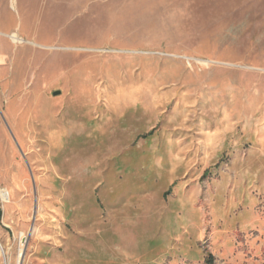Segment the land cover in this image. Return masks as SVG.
Here are the masks:
<instances>
[{
  "label": "rangeland",
  "instance_id": "374dc122",
  "mask_svg": "<svg viewBox=\"0 0 264 264\" xmlns=\"http://www.w3.org/2000/svg\"><path fill=\"white\" fill-rule=\"evenodd\" d=\"M12 1L0 264H264V0Z\"/></svg>",
  "mask_w": 264,
  "mask_h": 264
},
{
  "label": "bare ground",
  "instance_id": "6f19581e",
  "mask_svg": "<svg viewBox=\"0 0 264 264\" xmlns=\"http://www.w3.org/2000/svg\"><path fill=\"white\" fill-rule=\"evenodd\" d=\"M11 10L15 11L16 13L20 14V9L15 0L11 2ZM0 34H4L8 37H10L15 43L17 44H24V43H30L29 40H27L24 36H21L18 30L11 32V33H3L0 31ZM34 45L36 42H32ZM3 198L5 202H11V196H10V190L3 189ZM22 239H24V236L22 235Z\"/></svg>",
  "mask_w": 264,
  "mask_h": 264
},
{
  "label": "crops",
  "instance_id": "0c3cea01",
  "mask_svg": "<svg viewBox=\"0 0 264 264\" xmlns=\"http://www.w3.org/2000/svg\"><path fill=\"white\" fill-rule=\"evenodd\" d=\"M18 29V27L16 28V30ZM11 29L9 28H5L3 26L0 25V31L3 32V33H11V32H8L10 31ZM13 30V29H12ZM15 30V31H16ZM14 32V31H12ZM6 36V35H5ZM4 34H0V66H2V62L8 60L9 56L8 55V52L7 51H11V48L14 47V45H18L17 43H14L12 40L11 41H8L6 38H5ZM31 40V39H30ZM18 47V46H17ZM10 48V50H9Z\"/></svg>",
  "mask_w": 264,
  "mask_h": 264
},
{
  "label": "water",
  "instance_id": "95a60500",
  "mask_svg": "<svg viewBox=\"0 0 264 264\" xmlns=\"http://www.w3.org/2000/svg\"><path fill=\"white\" fill-rule=\"evenodd\" d=\"M55 94H60V91L55 92ZM26 241V240H25Z\"/></svg>",
  "mask_w": 264,
  "mask_h": 264
}]
</instances>
